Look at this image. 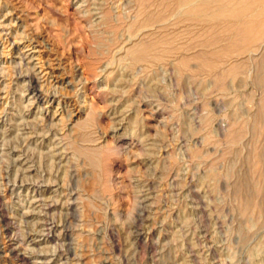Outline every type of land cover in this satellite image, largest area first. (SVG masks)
I'll return each instance as SVG.
<instances>
[{"label": "rangeland", "instance_id": "obj_1", "mask_svg": "<svg viewBox=\"0 0 264 264\" xmlns=\"http://www.w3.org/2000/svg\"><path fill=\"white\" fill-rule=\"evenodd\" d=\"M140 5L0 0V264H264V47Z\"/></svg>", "mask_w": 264, "mask_h": 264}, {"label": "bare ground", "instance_id": "obj_2", "mask_svg": "<svg viewBox=\"0 0 264 264\" xmlns=\"http://www.w3.org/2000/svg\"><path fill=\"white\" fill-rule=\"evenodd\" d=\"M140 1H141L140 9L143 10L145 7V3L149 0H147V1L146 0H140ZM171 3H174V5L177 4L180 7V10L177 12L176 16L185 18L187 21H190L192 23H198V24L208 23V25L210 27L209 30H211L212 37L214 36L215 32L218 30V27L222 26V24L225 25L224 30L231 33V35H233V36H230V37H234V39H235V41L233 42L234 43L233 48L236 49V51H240V53L239 54H238V52L235 53V54H237L236 56L230 55L231 57L228 58L226 63H228V61H230V63L235 62V64H234V66L230 67L227 71L220 70L219 72L217 71L216 73L215 72L211 73L212 77H214L216 80H222L225 77H234V76H237V75L245 72L246 66L248 64L247 62L248 61L250 62L253 59L248 58L247 62L243 61L241 63H238V61L241 59V58L239 59V57L241 55L243 56V54L247 51H249L248 53H250V51H251L250 54H252L254 51H256L255 49L258 45H259V49L261 47H264V0H160V4L163 8L166 6H169V4H171ZM140 15H142V14L140 13ZM155 15H157V14L148 13L145 18L147 21L153 20L155 18ZM148 22H150V21H148ZM209 37H211V36H209ZM147 42H149V41H147ZM163 43L165 44L166 40L159 39L157 41L155 40V41H152L150 43H143L141 41L139 43H136V45H134L129 50V52H127V53L132 58L133 65L141 64L142 62H144V61L146 62V60L148 58H150L149 57L150 52L154 51L159 45H162ZM203 51H205V50H203ZM220 51H217L213 54L210 52H208V53L212 54V56H218V55H220V56L225 55L226 56L227 54L231 53V51H233V49L228 48V49L223 50L221 52ZM166 54H167V52L165 53V55ZM205 54L206 53H204V52H200L196 56V59L200 61V64L203 67L206 66L208 64V62L210 61L209 57L206 56ZM250 54L248 56H251ZM227 56H229V55H227ZM252 56H251V58H252ZM162 58H164V54L160 56V55H157L155 52V55L151 57L150 61L155 62V61H158L159 59L161 60ZM242 59H244V58H242ZM130 64H131V62H130ZM181 65L183 67H188V62L185 61V62L181 63ZM255 80H256V84H258L259 86H264V54H263L262 58L260 59V61L257 62V73H256ZM30 81H31V83H33L32 77H30ZM34 91H35V89H34ZM258 122H259V120H258ZM261 152H259V153H261L260 158H261V160H264V149H263V151L261 150ZM259 191L262 192V190H259ZM251 201L252 200L246 201L245 207H244L245 213H247L246 211L249 210V206L251 207V204H252ZM261 206H264V204ZM262 210H264V209H262ZM260 212H263V211H260Z\"/></svg>", "mask_w": 264, "mask_h": 264}]
</instances>
